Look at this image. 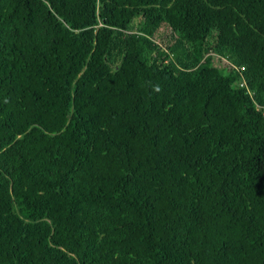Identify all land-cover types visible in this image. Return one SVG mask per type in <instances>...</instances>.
I'll list each match as a JSON object with an SVG mask.
<instances>
[{
	"label": "trees",
	"instance_id": "trees-1",
	"mask_svg": "<svg viewBox=\"0 0 264 264\" xmlns=\"http://www.w3.org/2000/svg\"><path fill=\"white\" fill-rule=\"evenodd\" d=\"M0 264H264V0H0Z\"/></svg>",
	"mask_w": 264,
	"mask_h": 264
},
{
	"label": "rangeland",
	"instance_id": "rangeland-1",
	"mask_svg": "<svg viewBox=\"0 0 264 264\" xmlns=\"http://www.w3.org/2000/svg\"><path fill=\"white\" fill-rule=\"evenodd\" d=\"M138 21V20H136ZM169 34V31L167 28L165 27H161L159 29V34H158V37L156 38L157 41H159V43L163 44L164 45V40L166 39V37L168 36ZM161 35V36H160ZM214 62L215 64L217 65H226L227 64V61L223 58L219 59V58H214Z\"/></svg>",
	"mask_w": 264,
	"mask_h": 264
}]
</instances>
